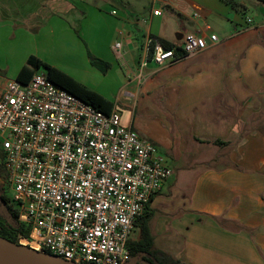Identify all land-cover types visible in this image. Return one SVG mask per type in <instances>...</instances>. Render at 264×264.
Returning a JSON list of instances; mask_svg holds the SVG:
<instances>
[{"label":"crops","instance_id":"0c3cea01","mask_svg":"<svg viewBox=\"0 0 264 264\" xmlns=\"http://www.w3.org/2000/svg\"><path fill=\"white\" fill-rule=\"evenodd\" d=\"M115 2L0 0V93L35 56L113 108L133 106L120 112L122 124L174 169L150 201L154 248L180 264H264V0H153L146 14L127 5L128 31ZM167 13L178 17L176 31L164 27ZM204 24L217 43L139 68L147 36L176 44ZM88 52L110 64L107 72Z\"/></svg>","mask_w":264,"mask_h":264},{"label":"built area","instance_id":"2783aa9c","mask_svg":"<svg viewBox=\"0 0 264 264\" xmlns=\"http://www.w3.org/2000/svg\"><path fill=\"white\" fill-rule=\"evenodd\" d=\"M152 14L162 16L163 8L153 6ZM209 31L204 24L185 32L171 49L147 36L139 68L202 52L219 41ZM0 135L10 198L28 231L18 233L20 244L77 263L134 264L127 244L135 223L174 169L122 124L117 107L105 113L37 70L1 91Z\"/></svg>","mask_w":264,"mask_h":264},{"label":"trees","instance_id":"16d2710c","mask_svg":"<svg viewBox=\"0 0 264 264\" xmlns=\"http://www.w3.org/2000/svg\"><path fill=\"white\" fill-rule=\"evenodd\" d=\"M160 41L166 49L175 47V44L168 40L160 39ZM179 55L182 54L179 52ZM92 63L102 72H107L110 68V64L103 60L94 59ZM39 69L45 70L50 81L66 89L82 100L92 104L103 112L109 113L112 110L113 104L99 93L89 89L67 73L36 58L35 56L29 57L27 65L23 66L19 71L17 80L28 82L35 71ZM0 158L2 160V164L0 165V236L12 242L19 243L18 233L23 231L27 234L28 231H24L18 222V212L15 208V204L7 193H3V183H6L7 187L8 185L2 150H0ZM153 215L154 210L150 207L149 203L143 215H141L135 223V228L139 231V238L137 240L131 239L128 241L127 246L132 252L134 264H180L179 261L174 260L165 252L154 248V239L149 229V222Z\"/></svg>","mask_w":264,"mask_h":264},{"label":"water","instance_id":"95a60500","mask_svg":"<svg viewBox=\"0 0 264 264\" xmlns=\"http://www.w3.org/2000/svg\"><path fill=\"white\" fill-rule=\"evenodd\" d=\"M0 260L5 264H84L60 256L39 252L0 236Z\"/></svg>","mask_w":264,"mask_h":264},{"label":"rangeland","instance_id":"374dc122","mask_svg":"<svg viewBox=\"0 0 264 264\" xmlns=\"http://www.w3.org/2000/svg\"><path fill=\"white\" fill-rule=\"evenodd\" d=\"M152 2H153V0H128L127 1V5H129V6H131V7H135L136 6V8L138 9V10H136L138 13L140 12V13H143V14H146L147 12H149V10H150V8H151V6H152ZM125 2H124V0H116V2H115V4H114V8L117 10H119V16H117V17H119V19H120V21H124L123 19L124 18H122V15H126V11H125V7L127 6L126 4H124ZM129 18H132L131 16L129 17ZM164 20L166 21V26H165V24H164V27H166L167 28V30H169V31H176V29H179V23H178V17L177 16H175V15H173V16H171V15H169L168 13L166 14V16L164 17ZM119 29H122L123 31H128V30H130V24L127 22V21H124L123 22V25L122 24H120L119 26ZM118 31V30H117ZM119 32H121V31H119ZM119 32H117V35L119 34ZM78 34L82 37V35L79 33V31H78ZM114 38H116V34H114L113 35V39ZM82 39H84L83 37H82ZM123 41V40H122ZM123 43H124V41H123ZM112 45H114V43L113 44H111V46H107V47H109L108 49H110V48H112ZM88 55H89V57H90V60L91 61H93V56L90 54V52H88ZM53 59V58H52ZM95 59V58H94ZM45 62V61H44ZM47 63V62H46ZM49 64V63H48ZM91 64H92V62H91ZM51 65V64H50ZM91 66H95V65H91ZM96 67V66H95ZM136 67V66H135ZM97 68V67H96ZM40 73H45V70L44 69H39L38 70ZM87 77H89L88 79V81H90V75H87ZM118 110L120 111V112H122L123 114H124V116L126 117V116H129V115H131V113L134 111V109H133V106H132V108L131 107H129V108H126V107H123L122 105H119V108H118ZM135 114H136V117H139V115H140V111H139V109L138 110H135ZM0 150H1V135H0ZM2 164V160H1V158H0V165ZM3 185H4V192L3 193H7L8 194V196L9 197H11L12 195V192L11 191H9V188L6 186V183H3ZM2 192V191H1ZM134 236V238H136L137 237V234H133Z\"/></svg>","mask_w":264,"mask_h":264},{"label":"bare ground","instance_id":"6f19581e","mask_svg":"<svg viewBox=\"0 0 264 264\" xmlns=\"http://www.w3.org/2000/svg\"><path fill=\"white\" fill-rule=\"evenodd\" d=\"M0 264H5L3 261L0 260Z\"/></svg>","mask_w":264,"mask_h":264}]
</instances>
